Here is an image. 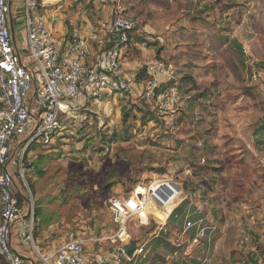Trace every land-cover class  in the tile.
Instances as JSON below:
<instances>
[{
  "label": "rangeland",
  "instance_id": "obj_1",
  "mask_svg": "<svg viewBox=\"0 0 264 264\" xmlns=\"http://www.w3.org/2000/svg\"><path fill=\"white\" fill-rule=\"evenodd\" d=\"M124 2L137 29L148 36L147 48L157 47L154 56L177 68L184 93L191 94L179 131L167 132L160 119L144 123L143 115L136 113L135 126H128L132 134L122 135L120 121L112 128L68 138L66 151H61L64 157L38 156L47 161L36 165L38 173L44 166L38 183L18 174L16 181H25L34 200L35 195L43 200V226L52 222L76 236L90 224L107 232L115 227L112 198L129 196L139 184L149 187L153 180H172L184 189L181 206L193 204L198 212L194 218L206 223L219 214L216 225L212 223L218 229L194 251L197 246L184 241L188 233L173 228L158 247L151 248L159 239L146 246L144 256H150L152 264H202L210 259L211 264H264V153L257 151L264 145V0ZM77 5L70 11L80 13L73 20L79 29L86 26L81 17L91 8ZM99 5L111 7L108 0ZM13 13L18 22L21 7ZM144 41L138 36L130 48L139 53L136 46ZM105 135L116 142L105 143ZM103 147L107 150L102 152ZM146 214V225L138 218L128 221L137 243L152 238L151 225L166 222L154 204ZM13 241L18 242L16 236Z\"/></svg>",
  "mask_w": 264,
  "mask_h": 264
},
{
  "label": "built area",
  "instance_id": "obj_2",
  "mask_svg": "<svg viewBox=\"0 0 264 264\" xmlns=\"http://www.w3.org/2000/svg\"><path fill=\"white\" fill-rule=\"evenodd\" d=\"M104 1L97 0L98 3ZM63 2L23 0L18 23L26 35L27 52L22 56L12 34L11 0H0V264H24L21 255L13 249L15 236L18 244L29 248L36 261L43 264H137L134 259L144 257L148 242L137 243L133 258L128 257L126 247L133 241L128 221L138 218L142 225H146L148 218L144 215L150 204L163 211L166 222L172 218L181 220L176 210L184 190L172 180H153L149 187L139 184L129 196L110 200L115 226L110 238L112 248L95 262L86 259L85 244L80 239L70 240L54 252H46L36 241L34 218L15 229L16 221L22 217V208L14 189L15 175L25 179L26 170L32 168V162L26 158L31 143L41 138L51 140L65 126L77 130L86 122V117L77 119L71 114L73 103L85 87L92 100L98 103L109 100L116 91L132 94L120 74L121 49L130 44L131 35L137 30V23L129 16L127 4L124 0H108L113 13L116 44L107 49L108 41L99 39L98 47L101 53L106 54V61L90 67L86 63L89 48L83 42L80 31L73 28L65 39L60 40L47 23L44 15L46 8L61 6ZM147 45L144 41L141 47L146 48ZM137 64L145 69L148 78L143 100L163 122L167 132L177 133L180 114L190 97L182 91V81L176 68L159 58L145 57ZM253 74L257 79L256 68ZM111 75L115 76L117 85H110ZM87 109L88 112H95L94 108ZM31 132H34L33 136L14 155L16 147ZM184 219L185 232L196 230L191 243L193 247L205 240L209 232H215V228L206 225L204 220L192 221L189 214ZM158 226L152 236L154 238L164 229V225ZM170 260L167 257L166 261ZM202 264H211V261L204 260Z\"/></svg>",
  "mask_w": 264,
  "mask_h": 264
},
{
  "label": "crops",
  "instance_id": "obj_3",
  "mask_svg": "<svg viewBox=\"0 0 264 264\" xmlns=\"http://www.w3.org/2000/svg\"><path fill=\"white\" fill-rule=\"evenodd\" d=\"M74 3L75 4L77 3L78 4L77 6L80 8L82 6L85 8L87 6H90L91 8L90 10L86 9L85 11L86 15L81 17V21L83 23H86V26L85 27L82 26L83 28L78 27L79 28L78 30L81 33L83 42L89 48V53L86 57V63L90 67H96L97 65L101 63V61H106V56H105L106 54L101 53L98 47V40L102 38L106 39L108 41L109 47H113V45L116 44L115 32L113 30L112 8L109 6L99 5L100 3H98L97 0H83L82 2L80 0H76V1L75 0H64L61 6H48L44 12V15L46 17L48 25L52 29L54 36L57 39H60V40L65 39L66 35L70 32V30L74 28L73 20L78 18L79 16L77 15L80 14L78 12L75 15V12L70 11ZM22 4H23V0H11V5H12L11 23H12V34L14 38V43L16 47L18 48V52L22 56H24V54H26L27 52L26 35L24 33V30H21L19 23L15 21V16L13 13V9L16 6L20 7ZM94 11H96L95 15H93ZM110 17H112V19L108 23V19ZM69 23H71V27H69ZM138 36H141L142 38H144L145 41H149L148 36L145 33H143L142 30L137 29L131 35V43L127 47L121 49L122 60H121L120 74L126 80L127 84L129 85L132 91V94H127L121 91H116L109 100L103 103H98L92 100L89 94L88 88L85 87L82 92V95L78 98L76 102L73 103L72 108H71V114L73 115L74 118H77V119H83L86 117L87 118L86 122L81 127H79L77 130H73L70 127L65 126L59 133H57L53 137V139L51 140H42L43 138L36 139L28 147L27 152H26V158L30 162L34 163V167L28 168L26 170V175L30 183H38V177L42 176L44 173V166L46 165L47 161L43 162V161L38 160V156L45 157L44 159L46 158L50 159V157L52 156L56 158L64 157L65 154L62 153L61 151H66L64 143L68 141V138H72L73 140L74 137L78 138L79 134L83 135L85 133L87 135L91 133L92 131L94 132V130L96 129H97V132H99L101 131L102 127L104 129L112 128L113 126L120 123L121 116H122V108L126 104L127 101L131 99L132 104L139 105L140 99H142V95L145 90L146 82L148 78L145 73V69L139 67L137 63L139 60L145 57L157 58V56H154L156 54L157 47L143 48L141 47V45H139V46H136L138 47L139 53H135L134 48H130V47L134 45V40ZM165 63L168 64L167 62ZM115 84L116 85L118 84L117 80L115 79V76L111 75L110 85L113 86ZM182 91L184 93L183 85H182ZM186 95H188L190 99H192L190 93H187ZM88 107L94 108L95 112L93 113L88 112V109H87ZM34 112H35V115L38 116V112L36 109L34 110ZM182 112L178 120L179 125L181 122ZM104 125L106 126L104 127ZM159 131L160 129L156 131L153 130L152 135H155V133ZM33 134L34 132L29 133L28 136L21 142L23 144L20 145L21 144L20 143L19 144L20 147L18 148L19 145L16 147L15 149L16 154L19 152V149H21L23 145L26 143L25 141L26 140L28 141L29 138L33 136ZM78 144L81 145V143H78ZM102 145H105V144H102ZM248 147L249 149L254 150V147L250 146V144L248 145ZM103 149L107 150V147H103ZM257 151L264 153V145L258 146ZM41 162L44 163L43 170L40 173H38V170L36 169V165L40 164ZM262 162L264 164V160ZM14 189H15V192L24 201L22 205V217L21 219H18L15 223V229H18L19 227H21V224L23 222H29L32 220V218L35 219V202L38 201V196L35 195V200H34V197L30 193V186L27 183H25V181H23L22 184H19L16 181V177H15ZM183 201L184 199L183 200L180 199V201L178 202V208L176 210V213L179 214L183 220L180 223L181 224L180 227L182 228L181 231H183V234L188 233V237H186L184 241L189 242V245L191 246L192 240L196 236V230L191 229L190 231L185 233V230H184V227H185L184 220L185 219L184 218L186 217V215L189 214L190 220L194 221L195 219L194 216L198 215V212H196L191 207L193 204H190V207L188 206V204H185L184 206L186 208L184 206H181L183 205ZM48 214H53V213L48 211ZM218 215L219 214L217 213L213 214L214 217H213L212 222H210L209 220V222L206 223V220H204L205 224L215 228V231L218 228H216L213 224H215L214 220L216 219V216ZM159 224L164 225L163 231L167 234V236L170 235V232L173 228H177V225H174L170 220L169 222H164V223L156 222V225H159ZM94 226L95 225H92V224L84 226L81 228L80 232L76 236H74L68 231L63 232L62 230H59L58 228L54 227V225H52V222H50L47 227L42 228L41 231L38 232V239H36V241L40 247L45 249L46 252L51 253V252L58 250L66 242L70 240L80 239L85 244L86 259L89 262H95L96 260L101 258L103 255L110 252L112 248L110 238L114 234L112 231L113 229L115 232V227L112 228L110 232H107L105 230L99 231L98 229H96V226L95 227ZM157 228H159V226H157ZM109 233L110 235H108ZM214 233L215 232H209L208 236ZM69 236H71V238H69ZM153 239L151 238L149 241H147L148 245L150 244L152 245L154 243ZM199 245L194 249V251L199 247ZM155 246L156 245H152L151 248H154ZM13 249L15 252L21 255V257L24 260V264H31V262H34V263L36 262V257L29 248H25L19 245L18 242L13 241ZM147 253L149 255V252ZM136 259H138V261H140V263L142 264H152L153 262L150 256L137 257ZM145 259L147 261H145ZM210 261L212 262V259H210Z\"/></svg>",
  "mask_w": 264,
  "mask_h": 264
},
{
  "label": "trees",
  "instance_id": "obj_4",
  "mask_svg": "<svg viewBox=\"0 0 264 264\" xmlns=\"http://www.w3.org/2000/svg\"><path fill=\"white\" fill-rule=\"evenodd\" d=\"M130 43H131V41H130ZM109 48H111V47H108L107 49H109ZM181 81H182V79H181ZM182 85H183V83H182ZM191 102H192V99H190L186 104H190ZM148 109H150L151 112ZM136 113H139V114L143 115V118H141V121H144V123L151 122V121H158L159 120V118L156 116L155 112L152 110V108L148 104L145 103L143 98L140 99L139 105L132 104V101L130 99L129 101L126 102V104L122 108L121 121H122V129L124 131L122 135L125 134V131H126L127 134H129V133L132 134L131 132H133V131L131 130L128 133V129H130L129 128L130 126L131 127L135 126V123L137 122ZM130 122H131V124H130ZM163 128H164V126H163ZM103 141H106L105 143L108 142L107 144H109V145L116 142L115 140L110 139L106 135H105V139ZM102 144H104V142ZM101 150L103 152L104 149H101ZM32 167H34V163L33 162H32ZM16 196L18 197L19 206L22 208V205H23L24 201L17 193H16ZM42 201L43 200H38V201L35 202V219H34V221H35V229H34V235H35L36 239H38V232L41 231V229L44 228V226L47 227L49 225V224H47V225L43 226L42 214H45L46 206H45V204ZM43 209H45L44 212H43ZM170 221L174 225H177V227H178V226L181 225L180 223L183 220L182 219L181 220H175L174 218H172ZM194 221H195V219H194ZM155 230H157V227L155 228L154 226L151 225L149 227V230H148L149 235L151 234V236H153L155 234V232H156ZM166 236H167V234L162 230L159 233L158 237H156V238L152 237V238H154L153 241L155 239H159V240H157L156 247H158V245L162 242L161 240L166 241V239H165ZM132 244L137 245V242L132 241ZM147 245H148V243H147ZM145 261H147V260L145 259ZM126 264H129V263H126ZM195 264H201V263L198 262V263H195Z\"/></svg>",
  "mask_w": 264,
  "mask_h": 264
},
{
  "label": "water",
  "instance_id": "obj_5",
  "mask_svg": "<svg viewBox=\"0 0 264 264\" xmlns=\"http://www.w3.org/2000/svg\"><path fill=\"white\" fill-rule=\"evenodd\" d=\"M37 128V127H36ZM25 142H27V140L25 141ZM23 143H21L20 145H22ZM20 145L18 146V148L20 147ZM15 154H16V152H15ZM14 154V155H15ZM135 249H136V245L135 244H131V245H129V246H127L126 247V253H127V255H128V257L130 258V259H132L133 258V254H134V252H135ZM31 264H34V262H31Z\"/></svg>",
  "mask_w": 264,
  "mask_h": 264
},
{
  "label": "bare ground",
  "instance_id": "obj_6",
  "mask_svg": "<svg viewBox=\"0 0 264 264\" xmlns=\"http://www.w3.org/2000/svg\"><path fill=\"white\" fill-rule=\"evenodd\" d=\"M164 190H166V188H164ZM176 193H177V191H175ZM144 217L146 218L147 217V214L146 215H144Z\"/></svg>",
  "mask_w": 264,
  "mask_h": 264
}]
</instances>
